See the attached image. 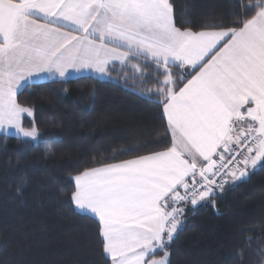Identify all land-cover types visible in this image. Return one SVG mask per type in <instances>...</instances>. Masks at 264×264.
I'll list each match as a JSON object with an SVG mask.
<instances>
[{
  "label": "snow or ice",
  "instance_id": "obj_1",
  "mask_svg": "<svg viewBox=\"0 0 264 264\" xmlns=\"http://www.w3.org/2000/svg\"><path fill=\"white\" fill-rule=\"evenodd\" d=\"M245 7L253 14L234 26L194 31L176 25L170 0H0L2 134L39 142L34 118L23 125L33 110L17 99L29 81L110 78L119 64L144 83L141 65L154 69L159 86L139 94L157 97L171 147L70 177L71 202L98 219L111 264H170L176 205L264 166V0Z\"/></svg>",
  "mask_w": 264,
  "mask_h": 264
},
{
  "label": "trees",
  "instance_id": "obj_2",
  "mask_svg": "<svg viewBox=\"0 0 264 264\" xmlns=\"http://www.w3.org/2000/svg\"><path fill=\"white\" fill-rule=\"evenodd\" d=\"M170 2L176 25L199 31L234 26L253 14L245 5L254 0ZM141 67L149 73L144 83L116 65L110 78L34 82L18 92V102L33 110L23 125L34 118L42 135L33 143L0 133V264H111L98 219L71 202L70 177L171 147L157 97L139 94L159 86L154 69ZM248 170V179L230 180L206 201L176 205L182 223L167 245L170 264H264V166Z\"/></svg>",
  "mask_w": 264,
  "mask_h": 264
},
{
  "label": "crops",
  "instance_id": "obj_3",
  "mask_svg": "<svg viewBox=\"0 0 264 264\" xmlns=\"http://www.w3.org/2000/svg\"><path fill=\"white\" fill-rule=\"evenodd\" d=\"M117 65H119V64H117ZM84 75H93V76H95L94 74H83V75H81V74H76V75H74L72 78H76V77H80V76H84ZM43 81H51V80H48V79H46V78H42V79H39V80H32V81H29L28 83H26L24 86H23V88L26 86V85H28V84H30V83H34V82H43ZM56 81H60V80H56ZM22 88V89H23ZM197 178H199V177H197ZM97 219V218H96ZM163 256V255H162ZM156 259H159V258H156Z\"/></svg>",
  "mask_w": 264,
  "mask_h": 264
},
{
  "label": "rangeland",
  "instance_id": "obj_4",
  "mask_svg": "<svg viewBox=\"0 0 264 264\" xmlns=\"http://www.w3.org/2000/svg\"><path fill=\"white\" fill-rule=\"evenodd\" d=\"M9 134H12V132H9ZM12 135H14V134H12ZM258 166H259V164L257 165V167H258ZM248 168H249V169H253L251 166H249ZM247 171H248V173H249V170H248V169H247ZM181 217H182V216H179V219H180ZM173 236H174V235H173ZM198 258H199V255H198V256H197V255H194L193 257H191V259L194 260V261H201L200 258H199V259H198ZM169 259H170V257H169ZM197 259H198V260H197Z\"/></svg>",
  "mask_w": 264,
  "mask_h": 264
},
{
  "label": "clouds",
  "instance_id": "obj_5",
  "mask_svg": "<svg viewBox=\"0 0 264 264\" xmlns=\"http://www.w3.org/2000/svg\"><path fill=\"white\" fill-rule=\"evenodd\" d=\"M53 150L51 148V146H49L47 149H46V152H45V155L48 156L49 154H52Z\"/></svg>",
  "mask_w": 264,
  "mask_h": 264
},
{
  "label": "water",
  "instance_id": "obj_6",
  "mask_svg": "<svg viewBox=\"0 0 264 264\" xmlns=\"http://www.w3.org/2000/svg\"><path fill=\"white\" fill-rule=\"evenodd\" d=\"M248 176H249V173H248V171H247V175H246L245 177L241 178L240 180L248 179Z\"/></svg>",
  "mask_w": 264,
  "mask_h": 264
},
{
  "label": "built area",
  "instance_id": "obj_7",
  "mask_svg": "<svg viewBox=\"0 0 264 264\" xmlns=\"http://www.w3.org/2000/svg\"><path fill=\"white\" fill-rule=\"evenodd\" d=\"M217 179H219V178H217ZM226 184H227V183H226ZM226 184H225V185H226ZM225 185H224V186H225ZM181 191H182V190H181Z\"/></svg>",
  "mask_w": 264,
  "mask_h": 264
}]
</instances>
